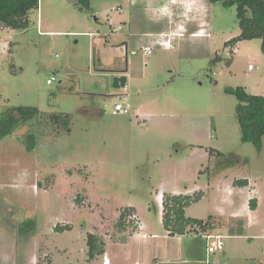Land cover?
<instances>
[{
	"label": "rangeland",
	"instance_id": "rangeland-1",
	"mask_svg": "<svg viewBox=\"0 0 264 264\" xmlns=\"http://www.w3.org/2000/svg\"><path fill=\"white\" fill-rule=\"evenodd\" d=\"M235 14L209 0H39L28 28H0V115L37 110L0 141V264H264V136L260 151L241 141L226 92L264 96V49L226 45ZM178 24L173 49L159 46ZM199 193L185 217L218 219L223 253L207 255L202 233L164 230L166 196Z\"/></svg>",
	"mask_w": 264,
	"mask_h": 264
},
{
	"label": "trees",
	"instance_id": "trees-1",
	"mask_svg": "<svg viewBox=\"0 0 264 264\" xmlns=\"http://www.w3.org/2000/svg\"><path fill=\"white\" fill-rule=\"evenodd\" d=\"M80 9L88 7L89 0H70ZM39 0H0V28L24 30L29 26V13L38 10ZM210 3H220L223 7H234L240 33L226 45L236 44L239 41L260 39L264 49V0H209ZM215 59H218L216 57ZM228 94L235 96L238 101L236 117L241 130V141L252 144L258 151L261 150V139L264 136V96L248 94L243 88L226 89ZM37 113L32 108L7 109L0 115V141L11 135L16 129L28 123ZM32 136L27 137L26 151L34 148ZM29 144V145H28ZM246 185L247 180L235 182ZM201 193L193 196L171 195L163 200L162 224L168 236H183L189 233L203 234L216 229L214 217L206 220L185 217V208L201 198ZM255 200L249 201V207L254 209ZM124 215L119 218L118 227H123ZM32 223V222H31ZM223 227V225H222ZM56 231L69 230V226H56ZM87 245L89 256L95 254V242L92 235H88ZM155 264H186L175 262H156ZM260 264V263H250Z\"/></svg>",
	"mask_w": 264,
	"mask_h": 264
},
{
	"label": "built area",
	"instance_id": "built-area-1",
	"mask_svg": "<svg viewBox=\"0 0 264 264\" xmlns=\"http://www.w3.org/2000/svg\"><path fill=\"white\" fill-rule=\"evenodd\" d=\"M117 10H119V9H117ZM119 30H120V28L116 27L113 29V32H118ZM180 35L181 34H179V33L167 34L164 36L165 39H162L158 42V45L167 49V50H172L173 49V45H172L173 40ZM121 48L126 49V47H124V46H122ZM150 54H151V49L149 47H144L142 49V55L143 56H148ZM131 55H136V53L131 52ZM53 80H54L53 78L47 80L46 84L51 85ZM128 113H129L128 108L123 106L122 104H115L113 106V111H112L113 115L128 114ZM202 238L205 240V247H206V254L207 255L215 254L216 252H222L223 253L224 247H225L223 239L225 238V236H222V235L218 234L217 232H215V230H212L210 232L203 233ZM201 263L208 264V259L201 261ZM104 264H106V261H104Z\"/></svg>",
	"mask_w": 264,
	"mask_h": 264
},
{
	"label": "crops",
	"instance_id": "crops-1",
	"mask_svg": "<svg viewBox=\"0 0 264 264\" xmlns=\"http://www.w3.org/2000/svg\"><path fill=\"white\" fill-rule=\"evenodd\" d=\"M185 8H187L186 10H189V8H190V6H189V4L187 5V7H185ZM185 14H188V13H185ZM182 30H183V28H182V26H180L179 24L178 25H176L175 27H172V28H167L166 30H163L162 32H159V37H164L165 35H167V34H176V33H181L182 32ZM199 31H201L200 29H198V31H196V32H192V34H196L197 32H199ZM161 39H159L158 41H160ZM122 46H125L126 48H127V43L126 42H123L121 45H120V48L122 47ZM246 185H248V183L246 184ZM180 195V194H179ZM228 195H229V193H228ZM225 203L226 204H228V203H230V201H225ZM248 206H249V204H248ZM217 217H222V216H217ZM239 222V221H238ZM231 227V226H230ZM228 228L226 225L225 226H223V227H221V229L220 230H223V229H225V228H228V230L230 231V232H232V233H234L235 231H234V229L233 228H236L237 227V224H235L234 226H233V228ZM240 227H241V232H240V234H238V238H240V237H248V236H246V235H244V231H245V228H243V225L241 224L240 225ZM227 230V229H226ZM216 232H219L217 229H216ZM234 237H236V236H234ZM255 237H257V238H260V236H255ZM253 238V237H252ZM250 240V239H249ZM104 260L105 261H108L109 262V264H111V262L108 260V259H106V258H104ZM158 263H161V262H165V261H157ZM173 262H175V263H186V264H188L189 262H187L186 260H175V261H173ZM133 264H140V263H137V262H134ZM155 264V263H154Z\"/></svg>",
	"mask_w": 264,
	"mask_h": 264
},
{
	"label": "water",
	"instance_id": "water-1",
	"mask_svg": "<svg viewBox=\"0 0 264 264\" xmlns=\"http://www.w3.org/2000/svg\"><path fill=\"white\" fill-rule=\"evenodd\" d=\"M125 51H126V49H125ZM126 73H127V69L125 71H121L119 73V76L114 79L113 87L115 89H119V88H124L125 87V84H126V81H127V79L125 77Z\"/></svg>",
	"mask_w": 264,
	"mask_h": 264
},
{
	"label": "bare ground",
	"instance_id": "bare-ground-1",
	"mask_svg": "<svg viewBox=\"0 0 264 264\" xmlns=\"http://www.w3.org/2000/svg\"><path fill=\"white\" fill-rule=\"evenodd\" d=\"M103 264H104V261H103ZM106 264H109V262H108V261H106Z\"/></svg>",
	"mask_w": 264,
	"mask_h": 264
}]
</instances>
